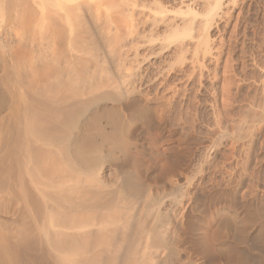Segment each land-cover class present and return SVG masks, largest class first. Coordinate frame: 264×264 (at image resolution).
Wrapping results in <instances>:
<instances>
[{
  "label": "bare ground",
  "instance_id": "1",
  "mask_svg": "<svg viewBox=\"0 0 264 264\" xmlns=\"http://www.w3.org/2000/svg\"><path fill=\"white\" fill-rule=\"evenodd\" d=\"M106 1L32 0V11L27 1L0 0V200L16 202L6 201L14 222L0 221V264H172L170 256L178 257L177 228L164 206L175 207L180 186L166 181V192L154 191L127 152L136 127L138 136L164 125L171 98L153 99L141 87L158 77L146 76L150 67L155 76L171 71L154 59L204 42L231 2L179 0L166 12L155 0H119L118 9ZM136 16L181 35L165 41L167 33L148 29L140 39Z\"/></svg>",
  "mask_w": 264,
  "mask_h": 264
},
{
  "label": "rangeland",
  "instance_id": "2",
  "mask_svg": "<svg viewBox=\"0 0 264 264\" xmlns=\"http://www.w3.org/2000/svg\"><path fill=\"white\" fill-rule=\"evenodd\" d=\"M110 1L103 7L109 4V8L121 7L122 1ZM155 1L166 12L179 7V0ZM227 2L231 3L224 8L222 19L207 29L205 44L191 43L187 53L171 47L160 55L161 59L156 57L153 65L171 63V71L155 76L154 67H150L146 76L158 77L150 85H141L142 91L153 95V99L171 98L163 110V128L158 133L143 130L137 136L136 127L138 130L134 129L135 133L132 130L130 138L134 149L127 154L133 156L138 176L145 182H153L154 191L166 192V181H175L180 186L179 192L173 194L180 193L178 196L170 195L179 198L175 207L169 205L170 200L164 206V212L169 209L170 214L168 211L165 214L171 228H177L179 238L177 247L174 245L178 257L170 256L172 264H264V0ZM21 3L34 10L32 0ZM193 4L195 12L199 11ZM26 7L24 14L29 12ZM137 17L134 18L135 23L139 20L136 23L139 38L146 32V36L150 32L162 35L161 38L167 33L165 41L181 35V31L175 32L172 38L161 24L150 27L151 22L143 24L142 18ZM137 38L132 44L137 45L138 55L142 56L147 50L139 43L141 38ZM129 41L124 40L127 44ZM192 53L199 55L194 57ZM191 57L194 66L188 61ZM5 197L0 200V209L3 206L0 221L10 224L14 222L16 202L10 195L11 201ZM7 200L14 206L6 205ZM258 234L263 237L257 242Z\"/></svg>",
  "mask_w": 264,
  "mask_h": 264
}]
</instances>
